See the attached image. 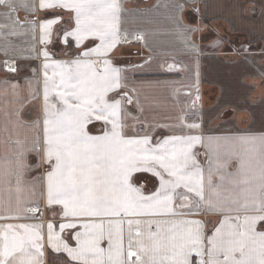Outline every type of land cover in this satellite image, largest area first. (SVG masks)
<instances>
[{
	"label": "snow or ice",
	"instance_id": "1",
	"mask_svg": "<svg viewBox=\"0 0 264 264\" xmlns=\"http://www.w3.org/2000/svg\"><path fill=\"white\" fill-rule=\"evenodd\" d=\"M166 6L196 67V95L186 90L190 105L160 123L134 78L150 61H114L117 48L144 40L122 27L121 0H0V35L27 31L30 58H42L29 65L25 96L11 82L19 66L0 59V96L18 104L13 129L3 128L13 159L0 185L17 195L0 198V264H264V127L207 128L197 109L203 29L184 19L200 10Z\"/></svg>",
	"mask_w": 264,
	"mask_h": 264
},
{
	"label": "crops",
	"instance_id": "2",
	"mask_svg": "<svg viewBox=\"0 0 264 264\" xmlns=\"http://www.w3.org/2000/svg\"><path fill=\"white\" fill-rule=\"evenodd\" d=\"M198 7L200 15L185 10L186 22L199 23L203 31L198 32L196 43L201 47L199 55V97L198 111L202 114L207 128L214 134L234 130L242 133L245 129L258 131L264 127V0H191ZM123 6L122 27L130 32L142 33L144 40L133 41L116 49L114 61L117 66L143 64L135 73V81L142 84L141 97L147 96L155 108L160 123H167L168 116L177 114L190 105L191 99L185 95L192 90L196 81V67L184 51L183 43L177 38L175 26L171 23L172 0H121ZM21 20L25 13H18ZM0 23H8L0 10ZM17 35H0V59L19 66V76L12 83L22 87L21 96L28 94V79L32 78L29 65L39 68L41 60L31 49L34 47L31 34L17 29ZM4 48L8 49L7 55ZM57 58L62 50H54ZM176 63L177 71L169 72L167 64ZM163 65V66H162ZM127 74L132 76L131 70ZM0 73V81L4 80ZM179 89V91H177ZM10 93V89H9ZM0 96V169L5 160H12L11 145L6 143L5 125L12 130L18 107L12 102L11 94ZM38 103V102H37ZM6 108L8 116L4 115ZM33 112L32 118H35ZM26 130L16 128L12 132L24 138ZM33 160V157H29ZM30 179V177H28ZM144 181L150 186V178ZM16 193L5 191L0 185V198L11 197ZM213 222L215 217L210 218Z\"/></svg>",
	"mask_w": 264,
	"mask_h": 264
}]
</instances>
